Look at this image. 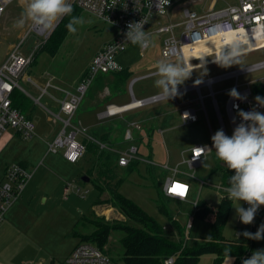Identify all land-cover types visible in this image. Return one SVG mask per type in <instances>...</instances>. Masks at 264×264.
Masks as SVG:
<instances>
[{
  "label": "rangeland",
  "instance_id": "374dc122",
  "mask_svg": "<svg viewBox=\"0 0 264 264\" xmlns=\"http://www.w3.org/2000/svg\"><path fill=\"white\" fill-rule=\"evenodd\" d=\"M175 1L181 3L182 9L188 7L190 9H196L199 12H201L202 8H210L214 3V0H204L196 4L183 2V0ZM236 2L237 0H217L215 2V8L218 9ZM25 6L26 0H10L0 15V64L8 56L10 48L12 49L21 43L20 49L23 53L34 54L33 62L28 66L23 77L26 78L29 76L38 86L45 87L48 82L56 86L47 87V91L44 93L41 89H38V86H35L37 89L35 96L40 97L35 101L33 112V121L36 125L37 134L39 132L38 130H40V124H36L37 120H42V127H44V123H47L46 127L49 130L51 129L45 119L49 116L50 112L44 107V104L48 101L53 103L52 100H49V95L52 94L57 98L61 97L63 93L56 89L58 86L65 90H73L80 76L90 65L95 52H98L97 50L108 39L109 31L113 32L115 29L96 15L78 8L77 12L74 14L73 11L72 15L82 18L84 23L76 26L77 31L75 33L68 32L57 52L52 54L48 50L42 49L57 35L59 27H63V21L69 16L58 20L48 35L37 34L33 30L28 33L31 27H33V23L30 20H26L22 27L16 26V22L21 18ZM166 19L182 21V13L180 10L172 12ZM161 39L151 37V45L143 54L141 53L139 45L130 44L118 56V60L122 64H131L130 68L134 71L123 84V89L119 93L114 92L111 96V98L117 97L115 101L118 104L131 101L133 96L132 92H135L138 96L140 93L147 94L155 90H160L155 86V80L159 78L156 73L145 75L134 80L136 76L151 71L156 72V66L161 60L173 63L181 60H168L162 56ZM240 59V64L232 65L228 68L220 67L218 64H212L194 69L190 78L183 84L202 79L210 74L221 73L260 61L264 59V49L242 55ZM106 76L108 81L117 80L116 76L111 74H106ZM23 77L19 81L24 85L22 81ZM259 77H264V69L249 73L240 80L245 81ZM262 82L264 83V80ZM231 83L230 81L219 82L214 86L225 121H228V119L225 105L226 93L223 89ZM91 89L87 91L86 98ZM253 90L254 95L257 97L261 88L254 87ZM207 92L208 89L204 88L203 93L206 94ZM194 93L196 92H190L175 100L165 101L163 105H158L153 109L147 107L144 109L140 108L139 110L136 109L137 111L133 110L134 112H128L129 114L124 113V118L116 119L115 123H113L115 130L113 135L108 136L107 142L115 143V147L117 149L119 148V150L126 149L131 143L137 144L142 156L138 167L131 172H125V168L117 167L115 173L118 176L115 177H110V175L102 172L104 171L102 164L96 156L88 152L77 163H72L65 159L63 148L57 152H48L46 148H41L44 142L37 135L33 139L17 138L15 142L10 144L4 150L2 156L5 157L6 155V160L11 164L21 161L19 157L24 152L25 147L36 145V148H40V151L33 158L36 164L30 179L33 185L32 190L35 193L28 197L24 195V199L22 198L23 200H20L17 216H21L23 220L21 225L18 226V231L11 232L14 229H10L5 235L4 242L0 243L1 252L4 254L1 259L8 264H23L29 260H42L46 264L54 260L56 264H62L67 254L74 249L77 242L79 243L81 241V236L87 240L92 239V236L90 237L86 234H89L93 230V226L91 223H88L89 221L83 223L84 218L87 217V219L93 221L98 219L105 225L109 224L110 226L136 224L110 203L96 204L100 194L99 189L92 181L85 182L80 179L88 171L91 172L90 176L93 179L100 182L106 188L105 194L103 195L105 199L109 197L107 184L117 187L122 181V178H124L119 186V191L136 202L159 223L166 226L170 224L169 219L157 209L156 198L158 193L157 182L155 181L156 174L162 173L164 177L175 176L176 178L188 180L192 185L190 200L195 201L200 199L206 201L210 207L208 217L198 219L194 216L193 210H182L175 202H171L169 208L173 211L177 219L187 227L190 243L194 239L201 240L211 237L218 210L224 200L214 185L220 184L223 181H230V176L234 173L231 171L229 175L227 166L214 153L208 154L202 165L195 171L190 169L187 163L184 162V159L189 155L190 148L194 144L211 141V129L202 110H200V120L196 123L183 124L179 116L177 117V111L184 102L192 100L195 104L197 103V100H195L196 94ZM84 102L85 97L80 107H83ZM205 106L212 129L216 132L219 130V126L211 97L205 99ZM161 112L162 114L166 115L168 113L170 115L166 116V122L163 121L160 123V128L163 131L161 132L159 129H156L153 134L154 120L150 116L160 114ZM63 116L65 115L63 114ZM76 117L74 121H76ZM131 119L139 121L138 123L141 124L142 129L134 131L133 140H127L126 138L124 139L125 126L129 121L131 122ZM58 122L59 126H62V120L58 119ZM152 149L153 152H150ZM105 151L111 150L108 149ZM150 153V159L153 165H151V168L155 167V170H150V164L145 161V158ZM4 160L3 158L0 159V170L1 162ZM49 164L53 166L52 171L55 172L47 169ZM39 165V170H37ZM113 166H116L115 154ZM191 174L207 181V184L201 187L199 180L192 177ZM227 174L229 176H226ZM66 182L89 189V192L85 197H82L74 191L68 193L65 188ZM231 201V207L222 230L223 236L228 239L234 238L237 228L242 225L235 210L238 202ZM240 204L242 206V201ZM123 236V230H112L109 234L108 242L105 248H103L116 261L120 260L122 253L121 239ZM252 241L255 245L264 248V239ZM214 257L215 255L212 253H204L201 255L198 264H213ZM229 257L225 258L223 264H232L235 257Z\"/></svg>",
  "mask_w": 264,
  "mask_h": 264
},
{
  "label": "built area",
  "instance_id": "2783aa9c",
  "mask_svg": "<svg viewBox=\"0 0 264 264\" xmlns=\"http://www.w3.org/2000/svg\"><path fill=\"white\" fill-rule=\"evenodd\" d=\"M10 0H0V15L6 4ZM204 0H183V2L196 4ZM210 8H202L201 12L188 7L181 8V3L175 0H167L159 10V0H68L72 7H78L88 11L102 21L115 29L116 35L105 43L93 56L90 65L81 76L77 87L73 91H67L66 97L60 100L61 112L65 115L62 118V127L58 136L49 142L48 150L57 152L63 148L64 157L72 163H77L87 151L85 141L79 139V135H85L86 139L98 143L101 149H109L118 153V165L126 167L131 161L141 159L140 149L137 144L131 143L126 149L119 150L102 143L97 139L88 136L87 128L82 123L74 121L76 113L83 102V99L91 87L93 81L98 75L120 72L131 67V64H122L118 56L126 50L131 44L126 41L125 33L128 31V25L132 22L146 21L143 30L150 38L161 39V54L165 59H181L187 65L189 70H194L207 65L216 64L213 59L216 57L217 49L206 47L203 56L195 52L197 47L217 42L223 47V33L230 26L232 34L242 38L244 54L264 49V0H237L234 4H227L221 8H215V2ZM180 10L182 21L166 19L170 13ZM35 31L37 34L48 35L51 30H45L33 25L28 33ZM151 45V43H150ZM141 48L143 54L149 47ZM21 43L13 47L6 59L0 64V137L8 130L13 129L22 138L31 139L36 134V126L33 119L24 113L21 109L13 105L11 94L15 87L20 88L19 79L25 73L28 66L33 62L34 54H25L20 49ZM197 58H200L197 59ZM264 69V59L252 62L248 65L230 69L217 74H210L202 79L185 83L178 86L179 95L169 100L178 99L180 96L190 92H196L197 103L187 100L179 108V117L183 124L196 123L200 120V110L204 112L205 119L211 129V137L215 134L212 129L208 112L205 106V99L211 97L217 114L219 130L222 129L227 135L231 136L234 128L241 122L238 115L240 111H258L264 113V106H261L254 95V87L261 88L257 97L264 99V77L241 81L242 77L252 72ZM139 78V77H137ZM135 78L134 80H136ZM29 80H31L29 78ZM133 80V81H134ZM199 81V83H197ZM230 81L229 86L223 89L226 93V114L228 121L222 116L220 104L217 97V91L214 89L216 83ZM207 88L208 92L203 93ZM236 89L241 99H234L229 95L230 90ZM133 95V92H132ZM163 98L160 91L154 92L144 97L132 96V100L123 104H110L106 109L100 112V117L117 116L128 113L132 110L145 108L169 101ZM200 102V104H199ZM238 106V107H237ZM228 122V123H227ZM141 124L135 121L129 122L125 129V138L134 139V131L141 129ZM207 147L208 150L203 153L199 148ZM214 153L212 140L207 143H196L190 148L188 157L184 159L190 169L194 171L202 165L208 154ZM193 158H197L193 160ZM145 161L152 164V160L145 158ZM192 161V163H191ZM33 172L23 164L15 162L8 165L0 179V224L6 219L7 213L12 205L18 200L30 181ZM192 177L197 178L194 174ZM200 186L207 184V181L197 178ZM175 182H180L187 186V191L183 197L175 194H169V189ZM228 182H221L214 185L222 199H228L225 191L229 187ZM66 191H74L85 197L89 189L79 187L78 185L67 183ZM164 193L168 196L180 200H190L192 185L186 179L167 176L163 184ZM199 200V199H198ZM198 200L192 201L193 206L198 208ZM242 207L248 205L242 201ZM264 206H261L255 215L252 224L242 225L236 230L235 238H240L243 231L255 233L259 226L263 224ZM243 230V231H242ZM167 264L174 263V257H169ZM23 264H44L42 260H29ZM62 264H119L111 256L103 251L96 243L91 241H80L65 258Z\"/></svg>",
  "mask_w": 264,
  "mask_h": 264
},
{
  "label": "trees",
  "instance_id": "16d2710c",
  "mask_svg": "<svg viewBox=\"0 0 264 264\" xmlns=\"http://www.w3.org/2000/svg\"><path fill=\"white\" fill-rule=\"evenodd\" d=\"M72 8H74L73 11L75 14L78 7ZM70 19L71 17L65 18V21H63V27H59L57 35L53 37L42 50H48L52 54L57 52L59 46L69 32L66 25ZM131 74L132 73L129 72L128 69L113 73V75L117 78V80H115L116 88H120V85L124 84ZM11 97L13 105L26 113L24 111V105L27 101L25 93L19 87H15ZM107 139V135H102L100 140H97L102 143H106ZM85 143L87 148L86 152L96 156L102 164L104 170L102 172L106 175H110V177L118 176V174L115 173L116 168L120 167L117 161L119 156L118 153L105 151L108 149H101L100 145L92 140L87 139L85 140ZM107 144L111 147L115 146V143L107 142ZM114 154L116 166H113ZM148 156L150 158L151 153ZM139 162L140 159L131 161L126 167H124L125 172H131L136 169ZM151 165L152 164L149 165L150 170L155 168H151ZM221 168L223 169L222 166ZM230 172L231 170L228 171L229 175L231 174ZM85 174L90 177V181H92L99 189L100 194L96 204L108 202L113 207H116L129 220L136 223L134 225L122 224L110 226L109 224L105 225L98 219L93 221L87 219L86 217L83 220V223L89 221L88 223L92 224L93 230L89 234H86L90 237L92 236L91 240H87L80 235L81 241L87 240L94 242L103 251H105L103 248H105L106 243L108 242L109 234L112 230L121 229L124 231V236L121 239L122 253L120 255V260L116 261L112 258L119 264H167L165 261L169 257H174V263L172 264H198L201 255L204 253H212L215 255L213 264H223L225 258L229 256L235 257L232 264H242L243 259L249 258L255 250L264 249L255 245L252 239H247L243 235H241L240 238L234 237L231 239L223 236L222 230L232 202L229 199H224L218 210L217 219L213 225L212 236L201 240L194 239L190 243L187 227L177 219L173 211L169 208V204L171 202H175L180 209L188 211L193 210L196 218L205 219L208 217L210 212L209 204L206 201L199 199L198 208H195L191 200H188V204L187 200H180L166 195L162 188L166 177H164L162 173L156 174L157 176L155 177V181L157 182L156 186L158 193L156 198L157 209L162 215L169 219L170 224L166 226L159 223L146 210L119 191V186L123 182L124 178H122V181L117 187L107 184V193L109 194V197L105 199L103 195L105 194L106 188L90 176V171ZM228 174L226 176H229ZM105 252L107 253V251Z\"/></svg>",
  "mask_w": 264,
  "mask_h": 264
},
{
  "label": "clouds",
  "instance_id": "9594fccd",
  "mask_svg": "<svg viewBox=\"0 0 264 264\" xmlns=\"http://www.w3.org/2000/svg\"><path fill=\"white\" fill-rule=\"evenodd\" d=\"M165 0H159V10ZM169 0H167V4ZM73 8L68 0H26L21 18L16 22L17 27H22L26 20L33 25L45 30H51L55 23L65 16L71 17L66 27L70 33L77 31V25L84 23L83 19L72 15ZM146 21L132 22L125 33L126 41L141 48H147L151 41L143 25ZM233 30L228 26L223 33V47L216 52L214 62L220 67L228 68L241 63L244 54L243 40L232 34ZM200 60V58H197ZM205 58H203L204 60ZM155 86L160 89L165 99H171L179 95L178 86L190 78L193 70H189L182 60L175 63L161 60L157 64ZM199 83V81H197ZM229 95L234 99H241L236 89H232ZM257 102L264 106V99L256 97ZM238 107V106H237ZM238 115L241 122L234 128L231 136L222 129L217 130L211 137L212 146L216 157L222 161L234 174L230 176V186L225 189L228 199L238 202L235 207L236 214L241 223L252 224L255 215L261 206H264V113L252 110L240 111ZM201 152L208 150L205 146L199 148ZM197 158H193L195 160ZM192 163V161H191ZM178 194L179 186L187 189L186 185L175 182ZM245 202L248 207H242L240 202ZM247 239H264V224H261L255 233L244 231L237 234ZM229 255V254H228ZM230 258V257H229ZM242 264H264V249L255 250L249 258L243 259Z\"/></svg>",
  "mask_w": 264,
  "mask_h": 264
},
{
  "label": "crops",
  "instance_id": "0c3cea01",
  "mask_svg": "<svg viewBox=\"0 0 264 264\" xmlns=\"http://www.w3.org/2000/svg\"><path fill=\"white\" fill-rule=\"evenodd\" d=\"M109 33L110 34L108 36V39L104 42V44L107 43L108 41H110L116 35L115 31H113V32L109 31ZM10 50H11V48H10ZM96 53L97 52H95V54ZM128 70H129V72L134 73V71L131 68H128ZM154 73H156V72L155 71H151V72H148L146 74H141L139 76H136L135 78L144 77L145 75L147 76V75H151V74H154ZM107 74L113 75V73H107ZM24 75H22L21 77H23ZM81 76H80V78H81ZM29 78H30L29 76H27L26 78L23 77L22 81H23L24 85L22 84L21 81H19V84H20L19 86H20V89L25 93V95L27 97V101H26V103L24 105V111L28 114V116H30L33 119L35 101H37L40 97L35 96L36 95L35 91H37L36 87L38 85L31 78H30L31 80H29ZM80 78H79V80H80ZM79 80L77 81V84H78ZM77 84H76V87H77ZM52 86L53 85H51V83L48 82L47 86H45V87L38 86V89H41L43 91V93H44V92L47 91V87H52ZM53 87H56V86H53ZM76 87H74L73 90H75ZM123 87H124V85L122 84V85H120V88H116L115 80L114 81H111V80L108 81L106 74L105 75L104 74L98 75L95 78V81L93 82V84L89 88V90L91 88L92 89L89 92L87 98L85 96V102L83 104V107H79V109H78V111L76 113V116H77L76 117V121L82 123V125L87 128L88 136L100 140V137L102 135H107V136L113 135V132L115 130L113 123H115L116 119L124 118L125 114L117 115V116L100 117L99 113L104 111L106 109V107L108 105H110V104H118L117 101H115L117 97H112L111 98V96H112V94L114 92H118L119 93L123 89ZM56 89L63 93L62 96L57 98L56 96L50 94L49 95V100H52L53 103L51 101H48V102H46L44 104V107L46 108V110L48 112H50V114L53 116L52 117L49 114V116L45 118L46 122L49 123V128H51V129L49 130L48 127H46L47 123H44V127H42V124H43L42 120H37L36 124H40V130H38L39 132H37V134H35V136H34V137H36V135H37V136L41 137L42 141L44 142L41 145V148H43V149L46 148V150L48 152H51V150L49 151L47 149V147L50 146L49 142L54 140L58 136V134H59V132L61 130V127H62V126H59L58 119L62 120V118L65 117V116H63V113L61 112L60 100H62V99H64L66 97L67 91H73V90H68V89L65 90V89H63V88H61L59 86ZM157 91H160V90H155V91L149 92L147 94L140 93L138 96L136 95L135 92H133V95L138 97V98H140V97L147 96V95L152 94V93L157 92ZM40 96H41V94H40ZM123 103H127V102H123ZM123 103H121V104H123ZM163 104L164 103L151 105V106H148L147 108L153 109L156 106L163 105ZM142 109H144V108H142ZM137 110H139V109H137ZM129 113H131V111ZM129 113H126V114H129ZM168 115H170V114L167 113L165 115V114H162V112H161L160 114L158 113V114H154L153 116H150V118L151 119L153 118V120H154L153 121L154 128L152 129V133L153 134H154L156 129H159L161 132L163 131L160 128V123L163 122V121L166 122V120H167L166 116H168ZM178 116H179V109L177 111V117ZM131 121L139 122V121H136V120H133V119H131ZM129 122L126 124L125 129L127 128ZM141 129H139V130H141ZM17 138H22V137L16 131H14L13 129H8L0 137V157L5 159L3 162H1L0 179H2L6 167L11 164V163L8 162V160H6L7 159L6 155H5V157L2 156L3 152L10 144L15 142ZM79 139H81L83 141L87 140L86 136L85 135H81V134L79 135ZM124 139H125V137H124ZM112 147L116 148L115 146H112ZM39 149L40 148H38V147L36 148V145H32L30 147H25L24 152L21 153L20 157H19V159L21 161H18V163L23 164L25 167H27L29 170H31L33 172L35 164H36V163H34L35 160L33 158H35L36 153L40 151ZM152 152H153V149H152ZM147 158H149L148 155H147ZM40 165L37 167V170H39ZM119 168H122V167L120 166ZM47 169L49 171H51V172H55V171H52L53 170V166H51V164L48 165ZM67 182L65 184H67ZM32 188H33L32 181L31 182L29 181L27 186H26V188H25V190L23 191L22 195L18 198V200L9 209V211L7 213V216H6V219L0 224V243L4 242V238H6L5 235L10 229H14V231H11V232L18 231V226L21 225L22 220H23L21 218V216H17L18 212H19L18 207H20V200L24 199V195H25V197H28L30 195H34L35 192H34V190H32ZM263 217H264V215H263ZM263 217H262V220H263ZM11 232H9V233H11ZM70 253L71 252H69V254ZM69 254H67V256ZM3 255L4 254H2L1 249H0V264H8L6 261L1 259L3 257ZM44 264H46V263L44 262ZM49 264H56V263H55L54 260H52Z\"/></svg>",
  "mask_w": 264,
  "mask_h": 264
},
{
  "label": "bare ground",
  "instance_id": "6f19581e",
  "mask_svg": "<svg viewBox=\"0 0 264 264\" xmlns=\"http://www.w3.org/2000/svg\"><path fill=\"white\" fill-rule=\"evenodd\" d=\"M234 36H236L235 34H233ZM206 47H212V48H214V49H217V50H219V45H218V43L217 42H212V43H209V44H207V45H205L204 47H197V48H195L194 49V51L195 52H192V53H189V55H192V54H200L201 56H203L204 57V53H205V51L207 50L206 49ZM205 58V57H204ZM204 60H206V58L204 59Z\"/></svg>",
  "mask_w": 264,
  "mask_h": 264
},
{
  "label": "snow or ice",
  "instance_id": "6c2138e0",
  "mask_svg": "<svg viewBox=\"0 0 264 264\" xmlns=\"http://www.w3.org/2000/svg\"><path fill=\"white\" fill-rule=\"evenodd\" d=\"M179 187H180V191L178 192V194L183 195L187 191V189L183 188V186H179ZM177 188H178V186L174 184L169 189V191H172V192L176 193L177 192Z\"/></svg>",
  "mask_w": 264,
  "mask_h": 264
},
{
  "label": "water",
  "instance_id": "95a60500",
  "mask_svg": "<svg viewBox=\"0 0 264 264\" xmlns=\"http://www.w3.org/2000/svg\"><path fill=\"white\" fill-rule=\"evenodd\" d=\"M58 22V21H57ZM82 181H85V182H89L90 181V177L86 174H84L81 178H80Z\"/></svg>",
  "mask_w": 264,
  "mask_h": 264
}]
</instances>
